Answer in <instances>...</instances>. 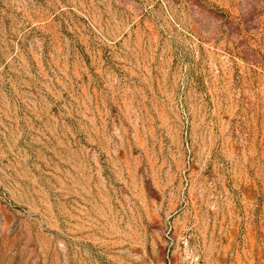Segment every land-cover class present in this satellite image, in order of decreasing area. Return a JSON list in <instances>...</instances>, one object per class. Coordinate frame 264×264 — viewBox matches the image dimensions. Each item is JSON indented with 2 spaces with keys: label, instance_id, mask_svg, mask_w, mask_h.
<instances>
[{
  "label": "rangeland",
  "instance_id": "obj_1",
  "mask_svg": "<svg viewBox=\"0 0 264 264\" xmlns=\"http://www.w3.org/2000/svg\"><path fill=\"white\" fill-rule=\"evenodd\" d=\"M0 264H264V0H0Z\"/></svg>",
  "mask_w": 264,
  "mask_h": 264
}]
</instances>
